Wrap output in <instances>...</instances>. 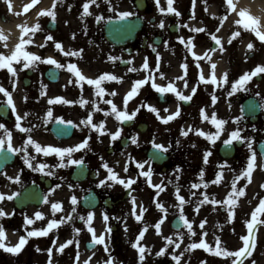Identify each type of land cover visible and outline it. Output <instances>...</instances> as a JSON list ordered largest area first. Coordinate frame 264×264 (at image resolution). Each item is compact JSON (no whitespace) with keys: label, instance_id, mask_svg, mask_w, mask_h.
<instances>
[{"label":"flooded vegetation","instance_id":"af4514ba","mask_svg":"<svg viewBox=\"0 0 264 264\" xmlns=\"http://www.w3.org/2000/svg\"><path fill=\"white\" fill-rule=\"evenodd\" d=\"M14 0H0V22H6L10 17L20 20L22 24L18 32L19 42L23 35L24 39H28L31 36L33 43L25 46V49L29 52L37 54L42 58L52 57L61 63L62 56L64 57L65 65L68 63L77 64L81 70H87L93 79L98 78L104 73H109L117 76L116 70L124 72L125 80H142L151 75L154 82L157 85L166 87L169 82L174 83L177 90L184 95H192V89L196 88L197 91L191 101H181L175 93L168 92L161 94L157 92L158 97V110L161 117H167L174 114L179 108L181 115L172 121L177 122H205L201 128L205 133L209 132L211 117L215 113L218 119L226 120L227 122L235 121L236 117H242L239 121L242 124V133H258V130H250L247 132L246 127L248 125L249 118H247L242 112L243 102L250 96H256L262 98V91L264 92V73H261L252 78L246 85L247 91L238 90L233 95L229 96L231 91V85L233 82L239 79L240 76L245 73L253 71L258 65H264V41L259 40L256 34L251 29H244L242 23H237L238 20H243L244 17L239 15L241 10H246L251 16L257 18L260 22V28L264 31V18L262 17V11L260 9L263 6L264 0H233L235 5V11H231L226 6V0H174L173 7L178 10L180 15L175 13H169L167 11L161 12L159 9L162 7L167 9V0H159V6L156 0H97L98 5H92L90 11L92 15L84 16L82 5L85 0H60L56 5V21L53 22L51 17L40 15L42 11H46L52 8L54 0H15L16 6L13 4ZM11 4V9L9 8ZM27 8V11L25 9ZM121 12L132 13L127 19L121 20L119 14ZM98 16H102L103 19L97 20ZM227 16V19L223 20V26L221 27V18ZM112 21L114 24V31L119 32L118 24L121 23L123 28L121 29L122 35L126 32H130V22L136 21L137 25H141L137 31V35L134 40L130 38H124L127 42L125 46L119 47L113 45L105 38V26ZM163 21L164 28H160L159 24ZM41 25V30L37 31L35 35L31 33L24 34L22 27L32 28L35 24ZM187 25V27H185ZM193 28H204L203 32H195ZM220 28L217 32L216 29ZM236 31H240V36L232 41L231 44L228 40L233 36ZM54 37V41L61 42L64 49L67 51L83 50L82 56H70L66 57L60 53H57L55 44L53 41H46L47 35ZM75 34V39H73ZM215 34L221 39V45H216L215 41L211 39V35ZM180 37H184L185 41L189 38L192 39L194 47H189L180 42ZM39 42L45 44L40 50L37 45ZM252 43L253 49H248L247 45ZM222 46V49H221ZM155 48V51H153ZM215 49V51H212ZM4 51L3 42L0 41V52ZM52 52V53H49ZM195 52L196 56L202 57L197 60L192 53ZM42 54V55H41ZM159 54V58L157 56ZM207 54V55H205ZM211 57L209 60L208 57ZM110 57H116L115 61ZM147 58L149 63V70L143 69V64ZM130 61V63H126ZM93 63H97L99 67ZM187 64V70L182 65ZM86 64L94 65L96 67L87 68ZM111 67L110 71L102 72L105 65ZM135 64L140 65L141 71H129L134 68ZM215 64V69L212 65ZM157 65L159 71H157ZM199 65V66H198ZM55 65L47 63L35 62L29 68L14 67L16 69V76L12 74L6 68L0 69V86L6 88L12 93L13 102L16 107V112H13L11 106L7 104V97L3 93H0V124L11 132V143L14 148L22 149L27 147V153L24 152H9L7 149V143H5L4 151L0 152V193L5 195V199L0 201V207L10 215L5 216L3 226L5 235L12 236L17 231L16 222L20 220L22 210L16 208L15 199L22 193L26 186L31 184H40L44 189L46 186V180H49L50 176L46 175L47 172L53 173V167L51 165V155H44L43 152L37 153L34 146L27 145L25 142L28 137L31 136L37 143L40 139L44 140L45 136H49L51 140L56 143L64 142L63 147H72L81 143L86 138L90 137L88 147L72 154L73 159H83L87 164L90 172L96 171L104 161L103 143L100 137L97 136L95 129H88L90 126H80L79 121L83 119V116L87 113L83 109L81 100L87 101L84 97L82 90L86 89L87 84L84 81H79L78 77L71 73L66 68L67 78L65 82L63 68H59L61 72V78L58 82L50 81L46 77V72ZM215 73L219 86L217 84L205 83L200 80L201 74L205 79H209L212 73ZM163 73V76H161ZM186 73V74H185ZM224 73L228 74V83H222L221 78ZM142 74V75H141ZM183 77V79H177ZM72 83H69V81ZM120 80V81H119ZM119 80H105L102 82L101 87L115 88L121 83ZM28 82V86H24L25 82ZM185 81H187V87H185ZM153 80L143 85L141 88L150 87ZM83 85V87H81ZM124 85V84H123ZM62 87V93L49 91L51 87ZM92 88H95L92 85ZM213 96L217 97L213 102ZM65 98L72 103H63L57 101L56 103H49V98ZM84 97V98H83ZM26 98V99H25ZM49 99V100H48ZM91 104V101L88 103ZM107 113H111L109 105L105 107ZM167 109V111H165ZM205 110L209 119L204 120L201 114V110ZM51 111L52 116H56L51 123L46 126V129H40L42 120L48 121V111ZM17 113L24 117L25 113L28 115L21 121L22 127H28L30 132H21L16 128V115ZM93 123L98 124L96 120L99 118V114L96 110H93ZM156 114V113H155ZM63 120L65 122L71 121L75 124V130L73 136L67 140H58L51 132L52 123L56 120ZM261 120V115L259 121ZM83 133H88L87 135ZM253 135V134H252ZM255 136V135H254ZM246 138V137H245ZM0 139H7L6 133L3 129H0ZM112 142L106 151L110 152V155H116L123 151L121 142ZM256 141L253 140L252 143ZM257 143V142H256ZM255 143V144H256ZM40 144V143H39ZM42 147L44 145H41ZM245 146V145H244ZM243 146V147H244ZM151 147V146H150ZM243 147L238 152V157L235 162H239L246 169L249 158H246L242 152ZM256 156L259 161L264 164L262 157L256 151ZM25 154L30 157H35L32 160L34 168H29L24 162ZM67 160V157H65ZM40 164H46L47 167L43 172L34 170L39 167ZM160 171L167 173L170 169V162L161 166L155 165ZM76 165H69L65 167L64 179L67 181V187L69 190L65 192L64 202L65 211L67 215H72L74 219L69 221L74 226V220L80 225L78 229L80 232H85L84 225L87 226L84 220L77 214L81 213H95L96 210H100L102 213H119L124 208L126 199L113 189H103L95 183V179L90 177V174L83 181H73L71 179L72 172ZM240 167V166H239ZM61 172L59 173V175ZM19 176V182H16L15 178ZM11 177L12 179H9ZM239 185L242 184V180ZM247 185V181L244 180ZM243 182V183H244ZM252 182V181H251ZM54 182L50 179V184ZM250 183V182H249ZM71 186V187H70ZM248 184L246 188H249ZM94 191L98 199L96 210L87 209L82 205V198ZM232 190V184L230 191ZM250 190V189H249ZM132 193L134 189H129ZM262 183L255 185L248 193V198L238 199L233 194V199L237 201L251 200L249 211L239 210L235 212V220L230 219L233 231L228 233L227 250L231 252L232 249H239L245 246V241L242 237L249 235L247 228V221L251 220V214L258 207L261 199ZM18 193L13 199L9 200L6 197ZM253 193H256L253 195ZM129 195V196H131ZM75 196L78 203L73 205L71 198ZM229 196V194H228ZM252 199L254 201H252ZM62 202V201H61ZM243 204V205H244ZM242 205V206H243ZM76 208V212H72V208ZM258 221H264V213L257 214ZM15 226V227H14ZM7 229L13 231H6ZM79 232V233H80ZM75 244L79 242V234L75 233L72 237ZM5 245H8L4 241ZM16 244H10L8 247H13ZM248 245L251 248L252 254L244 259L243 264H253V260L250 258L260 251L264 250V225L257 223L253 228V235L248 241ZM33 248V247H32ZM30 245L24 246L19 254H12L4 249H0V264H39V259ZM145 259L143 264H176V261L172 258L163 256L151 257L149 248H146ZM70 249L66 250L69 252ZM66 251L59 254L58 261L63 263L66 259ZM234 258L223 259L224 262L220 263L219 260H211L210 258H199L198 253H195L192 257L182 258L181 264H232ZM133 262H132V261ZM131 264H141L139 257L129 259ZM222 261V260H221ZM254 264H263L262 261H255Z\"/></svg>","mask_w":264,"mask_h":264},{"label":"rangeland","instance_id":"374dc122","mask_svg":"<svg viewBox=\"0 0 264 264\" xmlns=\"http://www.w3.org/2000/svg\"><path fill=\"white\" fill-rule=\"evenodd\" d=\"M42 42H39L37 47L40 50H43L41 45ZM55 48V47H53ZM56 49V48H55ZM26 50V49H25ZM57 50V49H56ZM27 51V50H26ZM52 53V52H49ZM58 53L62 54L57 50V53L55 55H58ZM42 55V54H41ZM63 55V54H62ZM24 61L21 59L19 62H14L13 67H23ZM64 57L62 56L61 64H64ZM99 67L97 63H93ZM105 65V64H104ZM87 68L90 67H96L94 65H88L86 64ZM102 72L110 71L111 67L109 65H105ZM137 70L141 71L140 65L135 64V67ZM65 71L64 74V80L65 82L67 78L66 74V67L63 68ZM106 70V71H105ZM142 72V71H141ZM117 77L121 78V84H124L125 86H134V82L137 80L131 79V80H125L124 72H121L120 70H116ZM142 75V74H141ZM120 81V80H119ZM86 82V83H85ZM85 84L87 86L85 87V90H88L89 92L85 94V90L83 89L82 92L84 93L85 97L89 96L91 104L89 105L88 101L86 104L83 105L84 111L87 113L83 116V119L79 121L80 126H84L82 124V121L86 119V117L92 113L93 110H95V106L98 105L101 111H97L99 114V118L96 120V122H104V133H97V136L101 138L103 143V162L101 166H99V177L96 181V184L100 186L101 180H106L109 173L107 170L103 167L104 163H107L115 173L119 175L121 179H135L136 183L132 185V189H134V193L132 196L136 198V211L135 214H133V203H132V196L129 197L125 203L124 208L122 212L120 213H111L110 217H108L110 221H105L104 216L100 214L99 211H97L94 214V218L91 224V227L95 230V234L97 237L100 235H104L105 237V243L109 245V251H105V247L103 244H99L97 249H93L92 251L83 249L81 250L78 255V259L76 257L75 261L69 264H79V259L82 258V263L84 264L85 261L88 260V264H108L109 261H111V264H131L129 259L131 258H138L139 253L136 248L133 247V244L136 243L137 238L140 234V232L144 229L145 225L148 226V230L145 232L144 237L140 240L141 246H145L146 248L150 249L151 257L156 256V253L159 252L162 248L166 245L165 237H172V239L180 243V247L176 248L175 245H168L167 246V252L166 256L172 258L173 254L180 255V253H184L182 258L192 257L195 253V250L192 251H185L187 246L193 242L199 243L202 239L205 240L213 249L216 248V237L220 238L221 241V247L227 249L228 246L227 240H228V233L233 231L232 226L234 225L230 221V212L227 211L226 203H203L201 205V201L203 200V195L206 193L209 197V200H216L224 202L227 200L228 194L230 191V186L233 183V180L240 175L241 172L245 170L244 166L242 164H239L240 161L237 163L234 161H226L223 158L220 157L218 153L219 146L221 143H223L225 140L229 139L230 133L236 129H241V124L236 123L235 121L227 122L226 125L223 126L224 130L222 131L221 136L215 141L213 144L210 140L205 138L204 136L197 135L195 132L196 129L202 128L204 124H207L205 122H176V121H170L168 124H162V120L157 117V115L151 111L148 110L147 105L154 106L155 108L158 107V101L156 97V90L154 88L146 87V88H139L138 93L132 97L131 99H128L127 102V112L131 114L132 112L139 109L138 112H136V118L138 121H145L149 124V128L146 131V133H139L135 130V128H132V130H128V133H124L125 130L121 125V121L116 119L115 114H106L107 111L105 107H103L102 102L103 100H111L113 103L118 105V109L123 111L125 109V98L124 97H115V95H111L110 93H113V88H105V97L99 96L96 94V88H92V85H89L87 81L85 80ZM123 86V85H122ZM62 87H51L49 91L51 92H60L62 93ZM130 89V90H131ZM264 94V93H263ZM103 95V96H104ZM60 98V97H59ZM84 98V97H83ZM115 98L117 99L115 100ZM51 99V98H49ZM48 99V100H49ZM65 100V98H64ZM141 105H144L143 107ZM56 116L50 117L48 121L42 120V124L40 125V129H46L49 125V123L54 120ZM98 123V124H99ZM212 126L209 127V132L207 133H215L217 131L214 124L210 123ZM189 127L193 129V131L189 132L188 136L181 135L182 130H187ZM88 129H92L89 127ZM258 130V133H240L241 137H244L245 135V146L242 149L243 155H246V158H249L252 154V151L254 149L253 140L261 139L264 137V115L261 123H259L256 128ZM247 131L250 130L246 129ZM117 131H120V136L113 140L110 133H115ZM87 135L88 133H83ZM253 134V135H252ZM124 135H127L130 137V143L129 146L126 147L122 152L118 153V155H113L107 157V152L105 151L110 145H112V142H119V139L123 137ZM255 135V136H254ZM248 136V138H247ZM136 137L137 143H132V138ZM179 141V143H177ZM50 142V143H49ZM117 142V143H118ZM46 146H54V147H63L65 146L64 142L61 143H53L45 136V142H42ZM155 144H161L165 147H168L171 145V147H168V151L174 152L175 156L170 160V166L171 169L167 173H163L160 171L159 168L155 167V165H152L150 160L146 157L144 150L147 149L150 145ZM252 144V149L250 150L248 147V144ZM195 145V147H193ZM211 152V156L208 157V162L205 163L204 156L206 152ZM238 157V155H236ZM236 157V158H237ZM144 162L147 161L148 164H145V171L148 169L149 164L152 167V175L151 180L152 184H161L163 182V185L165 186L164 191H160L159 195L157 196L158 190L153 188L149 183H147L146 177L140 175V169L136 167V162ZM51 165L55 168L57 167V164L59 162V157L55 154V157L51 159ZM65 163H67V160L65 159ZM227 165L226 167L221 168V165ZM240 166V167H239ZM53 167V170L55 169ZM127 167V171H125V168ZM179 169V171H178ZM203 170V180L200 178V173ZM223 173V177L219 183H213V181L216 179V176L218 173ZM55 176V175H54ZM245 181H247V185L249 184L250 187H245V182L242 180V184L239 185V180L236 184L237 189H243L245 195L239 196L238 194H235L238 199H244L245 197L250 199L248 197L249 191L257 185V182L259 183L262 181L264 183V164H262L258 157L256 156L255 166L251 174V181L249 183V179L247 177L242 178ZM244 182V183H243ZM60 183V182H59ZM204 183H207V188L215 189L217 188L219 191L218 193H207L204 192L203 188H205L203 185ZM193 184H200V188H193ZM103 189L111 188V190L115 189L117 192L122 196L126 188L116 183L112 180H107V184L105 186H100ZM180 188V194L184 196L187 203L183 205V212L184 215L188 218L189 221L193 222V229L196 231L195 236H191L187 228L184 226L181 230L175 231L171 228L170 222L172 219L179 215L180 216V207H179V201L176 198L175 190L176 188ZM55 189V191H52ZM52 190L49 191L47 198L48 202L44 203L41 207L38 208H30L27 211L22 212L20 215V220L18 219V222H16V227L18 228L15 235L17 236L16 241L10 240L5 236L4 241L8 244L7 246H10L12 242H17V244L20 241V238L26 237L27 242L30 243V247L35 252H38L39 254H42L44 256L45 250L47 251L50 247V243L52 241L53 233H48L47 238H43L45 236H42L41 238L37 237H27V231H33V230H39V229H46L48 226V223L52 219L56 220H62L64 219L67 214L64 212L63 208L62 210H58L55 212V215H53V209L51 207L52 203L64 202V190H67L65 187H59L55 186ZM250 189V190H249ZM263 191L261 192V196H259V199L264 200V184H262ZM195 193V195H193ZM256 193H253V195ZM157 201L159 203H162L164 207L167 209L166 213V219H164V223L161 225L160 233L158 234L154 225L161 220L165 216V213H162L159 208H157L156 204ZM252 201H254L252 199ZM251 200H246V204L250 205ZM241 205V201L236 204ZM244 202L242 203V205ZM141 206L143 208H146L147 211L143 213L142 220L137 221L136 215L140 214L141 212ZM234 207V212H237L240 210V208ZM199 207V212H196L195 209ZM229 209V207H228ZM37 212H40L43 214V219H36L35 214ZM89 214L86 213H79L77 214L76 218L78 217H85L87 218ZM25 216L34 219V223L32 225H27L25 223ZM6 220V219H5ZM4 218L0 220V223L3 224V221H5ZM233 220H235V215ZM202 221H207L204 228L201 229L199 227L200 223ZM117 225L118 229L115 231H111V233H108L106 231L107 228H111L113 230V225ZM60 224L59 226H61ZM74 226H79L76 221L74 220ZM85 229V233H80L79 238L81 239V244H84V242L88 239L93 238V234L88 231V225L83 226ZM74 230L71 228H65L66 230L65 235L60 233H56L55 235H64L61 236L58 241L65 242L67 238L71 237L68 235L67 230ZM54 230V229H53ZM6 231H10L13 233V231L7 229ZM74 233V231H71ZM207 232V235L204 236L203 233ZM54 235V238H55ZM183 237V240L181 241L180 237ZM39 239V240H37ZM56 239V238H55ZM32 240V241H31ZM49 242V243H48ZM226 243V244H225ZM53 246H51L52 248ZM39 249V251L37 250ZM201 252H199V258L205 257L210 258L211 260H219L220 263H223L226 258H233L230 256H224V255H214L212 252L206 251L204 249H199ZM235 249H232L231 252H234ZM237 251V250H236ZM48 252V251H47ZM203 252V253H202ZM261 253H257L253 256V258H250V261H262L264 264V250L260 251ZM202 253V254H201ZM191 254V255H190ZM72 253L69 255L68 258H71ZM53 256V255H52ZM51 256V259H52ZM66 256V255H65ZM64 256V257H65ZM39 259V264H45V260L42 259L40 255L37 256ZM47 258V255H45ZM50 258V257H49ZM65 259V260H66ZM222 260V261H221ZM47 264H49V259L46 260ZM132 261V260H131ZM71 262V261H70ZM133 262V261H132ZM183 262H180V264ZM51 264H59L58 262L54 260H51Z\"/></svg>","mask_w":264,"mask_h":264},{"label":"snow or ice","instance_id":"6c2138e0","mask_svg":"<svg viewBox=\"0 0 264 264\" xmlns=\"http://www.w3.org/2000/svg\"><path fill=\"white\" fill-rule=\"evenodd\" d=\"M33 2H35V0H33ZM60 2V0H54L52 8L46 11H42L40 13V15H45L48 17H51L52 21L55 22L56 21V5L57 3ZM111 2V0H109V3ZM157 5L159 6V0H156ZM173 3L174 0H167V9L165 10L164 8H160L159 10L163 13L165 11L169 12V13H175L176 15H180V13L178 12V10L176 8L173 7ZM193 3L195 4V0H193ZM92 5H98L97 0H85V3L82 5L83 8V15L84 16H89L92 15V12L90 11V8L92 7ZM226 6L231 10V11H235V5L233 4V0H226ZM9 8L11 9V4L9 3ZM25 11H27V8L25 9ZM132 13L130 12H121L119 14V18L121 20L127 19L129 16H131ZM239 15L241 17H244L243 20H238L237 23H242L244 26V29H251V31H253L256 36L259 38V40L264 41V31L261 30L260 28V22L257 18H254L253 16H251L246 10H241ZM100 19H103L102 16H98L97 20L99 21ZM227 19V16L222 17L221 18V27L223 26V20ZM160 28H164L165 24L163 21L160 22L159 24ZM185 27H187V25H185ZM41 30V25L39 23L35 24L34 27L32 28H28V27H22V32L24 34H28L31 33L32 35H35V33L37 31ZM192 31L195 32H203L205 31L204 28H193L191 29ZM217 32L220 31V28L216 29ZM240 36V31H236L233 36L228 40V43L231 44L232 41L234 39H236L237 37ZM7 37L5 35H3V33H0V41H7ZM73 39H75V34H73ZM180 42L182 44L186 43V46L189 47V49H191L192 47H194V45L192 44V39L193 38H189L187 40V42L185 41L184 37H180ZM211 39L213 41H215L216 45H221V39L218 38L215 34L211 35ZM47 41H53L55 44V48L61 52L64 56L66 57H70V56H82V52L83 50H78V51H67L64 49L63 45L61 42H57L54 41V37L51 36L50 34L47 35L46 37V41L45 44L47 43ZM33 43V40L31 38V36L28 37V39H24L23 35L20 38V42L15 46V50L12 51V53L10 55H4L2 53H0V69L2 68H6L8 69V71L12 74L13 77L16 76V69L13 67V63L14 62H19L21 59L24 61L23 63V67L24 68H29L30 66H32L35 62L39 61L41 63H47L50 65H55L57 68H67V70L71 73H74V75L76 77H78L79 81H87V83L89 85H94L96 88V94L99 96H103L105 94V89L103 87H101V84L103 81L105 80H119L121 78L109 74V73H104L102 75H100L98 78L95 79H91V78H87L82 72L81 70L78 68L77 64L75 63H68L67 65L65 64H61L60 62H58L56 59L52 58V57H48V58H42L41 56L34 54L32 52L26 51L25 50V46L28 44ZM45 44H41L39 45L40 47H44ZM7 43L4 44V47H7ZM248 49H253L254 45L252 43H249L247 45ZM222 49V46H221ZM223 50V49H222ZM153 51H155V48H153ZM212 51H215V49H212ZM192 55L197 59H202V57H198L196 56V53L193 52ZM207 55V54H205ZM158 58H159V54H157ZM111 60L115 61L117 58L116 57H110ZM208 59L210 60L211 57L209 56ZM126 63H130V61L126 62ZM199 66V65H198ZM143 69L145 70H149V63L147 58H145V62L143 64ZM182 67L187 70V64L185 63L184 65H182ZM212 68L215 69V64L212 65ZM129 71H137L136 68H131L129 69ZM157 71H159V66L157 65ZM264 73V65H258L253 71L249 72V73H245L244 75L240 76L238 80H236L235 82L232 83L231 85V91L228 93L229 96L233 95L236 91L238 90H245L247 91L246 85L249 83V81L252 80L253 77ZM186 74V73H185ZM161 76H163V73H161ZM177 79H183V77H178ZM149 80H153L152 83V87L154 89H156L157 92L164 94V93H168V92H172L175 93L176 96L179 98V100L181 101H191L193 98V95H195L197 89L193 88L192 89V95H184L182 94L180 91L177 90L176 86L174 85V83L169 82L168 85L166 87H162L160 85H157L154 82V79L151 75H149L148 77H146L145 79L142 80H137L134 82V86L132 87V89L127 93V96L125 98L124 104H125V109L123 111L119 110L117 108V106L111 101V100H105L104 103L111 105V114H115L116 119L119 121H130L132 120L135 115L136 112L139 111V109H137L136 111L132 112L131 114H129L127 112V102L128 99H131L132 97H134L137 93L140 87H142L143 85L147 84L149 82ZM200 80L202 82L205 83H212V84H217L219 86V82L217 80V77L215 76V73L213 72L211 77L209 79H205V77L203 76V74H201L200 76ZM222 83H228V74L224 73L222 78H221ZM69 83H72V81L70 80ZM185 87H187V81H185ZM81 87H83V85H81ZM0 93H3L4 96L7 97V104L9 106H11L13 112H16V107L15 104L13 102V98H12V93L9 92L6 88H4L3 86H0ZM111 95H115L116 93H110ZM26 99V98H25ZM217 99V97L213 96V102H215ZM57 101L59 102H63V103H72L71 101H67L64 100L63 98H56V99H50L49 103H56ZM87 101L85 100H81V104L84 105L86 104ZM142 107L144 105H141ZM262 107H264V105H262ZM147 108L149 111L156 113L157 117L160 118L162 120V122L164 124H168L170 121L176 119L177 117H179L181 115V111L178 108L177 111L174 114L168 115L167 117H161L160 116V112L157 108H155L154 106L151 105H147ZM95 110L96 111H101L102 109L99 108L98 105L95 106ZM165 111H167V109H165ZM109 114V113H106ZM201 114L204 120H208L209 117L208 115L205 113V110H201ZM28 115V113L24 114V117H21L18 113L16 115V128L19 129L21 132H30L31 129L28 127H22L21 125V121ZM48 117L52 116L51 111L49 110L47 113ZM242 117H236L235 118V122L239 123V121L241 120ZM59 123H65V121H63L62 119L58 121ZM69 124H71L72 122L69 121L67 122ZM211 123L215 125L217 131L213 134V133H205L203 130L200 129H196L195 132L197 135L200 136H204L205 138H207L208 140H210L213 144L215 143V141L221 136L222 131L224 130L223 126L227 124L226 120L223 119H218L215 115V113H213L212 117H211ZM82 124L86 127L90 126L92 129H95L97 132H100L101 134L104 133V122H100L99 124L93 123V116L92 114H89L85 120L82 121ZM0 129H3L4 132L6 133V137L7 139H0V152L4 151L5 149V143H7V149L9 152H24L27 153V147H24L22 149H16L13 147L12 143H11V132H9V130L5 127V125L0 124ZM193 131V129L191 127H189L187 130H182L181 135L183 136H188L189 132ZM111 137L113 140L117 139L120 136V131H117L115 133H110ZM89 139L90 137L86 138L85 140H83L81 143L72 146V147H54V146H41L39 143H37L31 136L28 137L27 141L25 142L26 146L27 145H32L34 146L35 150L37 153L43 152L44 155H51V154H56L59 157V162L57 164V167H68L69 165H82L84 163L83 159H73L72 158V154L74 152L80 151L82 149H86L88 147V143H89ZM245 140V138L241 137L240 135V130L236 129L234 131H232L230 133L229 139L225 140L224 143L226 145H232L233 141H240L241 143H243ZM132 143H137V139L136 137L132 138ZM177 143H179V141H177ZM154 147L162 152H167L168 151V147H171V145H169L168 147H165L164 145L161 144H155L154 143ZM193 147H195V145H193ZM249 149H252V144L249 143L248 144ZM211 152H206L205 156H204V161L205 163L208 162V157L211 156ZM65 157H67V163H65ZM35 159V157H30L29 155L25 154L24 156V162L25 164L29 167V168H34V165L32 163V160ZM255 161H256V152L253 150L251 156L249 157L248 163H247V167L246 169L240 173L239 176H237L232 183V190L229 193L228 199L224 202L221 201H216V200H209V197L206 193L202 194L203 195V200L200 202L201 205L203 203H213V204H218V203H226L230 206V219L234 218L235 212H234V207L237 204V200L233 199V194H238L239 196H243L245 195L243 189H237L236 184L237 182L241 179V178H245L247 177L249 179V182H251V174L252 171L254 169L255 166ZM145 164H148L147 161L144 162H140L137 161L136 162V167L138 169H140V175L148 178L147 179V183H149V185H151L153 188L157 189V196L159 195L160 191H164L165 190V186L163 185V182H161V184H152V180H151V175H152V167L149 164L148 169L145 171ZM227 165H221V168L226 167ZM47 167L46 164H40L39 167H36L34 170L36 171H41L43 172L44 169ZM103 167L107 170V172L109 173L108 177L106 180H101L100 181V186H105L107 184V180H112L116 183H119L121 185H123L126 189H131L132 185L136 183L135 179L129 178L127 180L125 179H121L119 177V175L117 173L114 172V170L107 164L104 163ZM127 167L125 168V171H127ZM179 171V169H178ZM46 175H53V173L51 171L47 172ZM203 170L200 173V178L201 180H203ZM223 177V173H218L216 176V179L213 181V183H219L221 181ZM9 179H12L11 177H9ZM20 177L17 176L15 178L16 182H19ZM204 187H207V183H204L203 185ZM57 187H59V185H57ZM71 187V186H70ZM193 188H200L201 185L200 184H193L192 185ZM245 187H247V185H245ZM52 191H55V189H53ZM15 195H18V193H14L12 195L7 196L6 198L11 200L13 199V197ZM129 195H131V193H129ZM175 195L176 198L179 201V207H180V217L179 219L183 222V225L187 228L188 233L191 236H195L197 233L196 231L193 229V222L189 221L188 218L184 215L183 212V205L185 203H187V201L185 200L184 196L180 194V188L177 187L175 190ZM193 195H195V193H193ZM5 199V195L3 193H0V201H3ZM45 202H48V198L45 197ZM71 203L73 205H76L78 203L77 199L75 196H73L71 198ZM132 203H133V214H135L136 211V198L134 196H132ZM157 208L160 209V211L162 213H165V216L163 218H161V220L159 222H157L154 227L157 231V233H160V229H161V225L164 223V219H166V213H167V209L164 207V205L162 203H159L157 201L156 204ZM52 209H53V215H55V212L58 210H62V205L59 202L56 203H52L51 205ZM199 207H197L195 209L196 212H199ZM147 211L146 208H143V206H141V212L140 214L136 215V219L137 221L142 220L143 217V213ZM72 212L75 213L76 212V208L73 207L72 208ZM258 213H264V200H261L258 207L253 211V213L251 214V220L247 221V228L249 231V235L242 237V239L245 241V246L241 249H239V251L236 252H229L227 249L222 248L221 247V241L219 237H216V248L213 249L205 240H201L199 243L197 242H193L191 244H189L187 246V248L185 249V251H192L195 249H204L206 251L212 252L214 255L220 256V255H224V256H230L233 257L234 259L232 260V264H243L244 259L247 258V256H250L252 254L251 252V248L248 245V241L250 239V237L253 235V228L254 225H256L257 223L264 225V221H258L257 220V214ZM10 214L6 213L4 211V209L2 207H0V220H2L5 216H8ZM35 218L36 219H43V214L40 212H37L35 214ZM81 220H84L86 222V224L88 225V231L91 232L93 234V238L91 243L93 245L96 244H103L105 247V251H109V245L105 243V237L104 235H100L99 237L96 236L95 234V230L91 227L93 218H94V214L93 213H89V215L87 216V218L81 216L79 217ZM74 219V217L72 215H67L64 219L62 220H56V219H52L49 223L46 229H39V230H33V231H27V237H40V236H47L48 233L53 230L54 228H58L60 224L62 223H66L69 221H72ZM109 218L108 216L105 214L104 215V220L107 221ZM34 219L29 218L27 216H25V223L27 225H32L34 223ZM207 223V221H202L199 225V227L201 229L204 228L205 224ZM148 230V226L145 225L144 229L140 232L136 243L133 244V247L136 248L138 250L139 253V260L141 262V264H143V261L145 259V253L147 251L145 246H141L140 244V240L144 237L145 232ZM74 231L76 233L80 232V229L76 228L74 229ZM106 231L108 233H111V228H107ZM204 236L207 235V232L203 233ZM4 239H5V230H4V226L2 223H0V249H4L5 251L12 253V254H19L20 251L24 248V246L27 243V238L26 237H21L20 241L17 245L13 246V247H8L7 245H5L4 243ZM181 241L183 240V237H180ZM166 240V245L164 248H162L159 252L156 253L157 256H163L166 254L167 252V246L168 245H175L176 248L180 247V243L175 242L172 237H165ZM72 243V240L67 241L65 244H62L59 246L58 251L60 253L64 252V249ZM78 244V241H77ZM39 251V249H37ZM49 253V264H51V254H52V248H49L48 250ZM184 253H180V255H175L173 254L172 259L176 261V264H180V261L183 257ZM78 259V257H77ZM84 264H88V261H85ZM108 264H111V261L108 262ZM203 264V262H202ZM254 264V262H253Z\"/></svg>","mask_w":264,"mask_h":264},{"label":"bare ground","instance_id":"6f19581e","mask_svg":"<svg viewBox=\"0 0 264 264\" xmlns=\"http://www.w3.org/2000/svg\"><path fill=\"white\" fill-rule=\"evenodd\" d=\"M14 6H16V2L14 0L13 2ZM261 11H262V17L264 18V3L263 6L260 7ZM22 22L20 20H16L12 17H10V19H8L6 22H0V33H3V35H5L8 39L7 41H1L3 42V46L5 43H7V47H5V51L4 55H10L12 53V51L15 50V46L18 44V32L20 29V26ZM264 28V25H263ZM82 73L87 77L90 78L91 74L87 71V70H82ZM129 87H126L125 89H123V87H121L120 89L113 91L114 93H116V97L119 99V97H124L125 94H127L129 92ZM204 192L207 193H218V189H209L207 187L203 188Z\"/></svg>","mask_w":264,"mask_h":264},{"label":"water","instance_id":"95a60500","mask_svg":"<svg viewBox=\"0 0 264 264\" xmlns=\"http://www.w3.org/2000/svg\"><path fill=\"white\" fill-rule=\"evenodd\" d=\"M111 32L110 30H108V34L111 36V34L109 33ZM259 104L258 102L254 101V100H249L247 102V105H246V112L247 114H257L259 112ZM71 129L72 127L71 126H63V124H56L55 127H54V132L58 135L59 131H62L63 133L67 132V133H71ZM67 130V131H65ZM60 136V135H58ZM259 149L261 150V152L264 154V144H261L259 146ZM221 154L223 156H230L231 154H229V150H228V145H223L222 148H221ZM154 156V160L157 161V162H161L164 158V156L162 155H159V154H153ZM26 195H29L30 197L32 198H35V200L33 201L34 204L36 205H40L43 201V198L41 196V193L40 191L36 192V191H33L31 192L30 189L27 190V193ZM182 225V222L179 220V219H176L173 223V226L176 227V228H180V226Z\"/></svg>","mask_w":264,"mask_h":264}]
</instances>
